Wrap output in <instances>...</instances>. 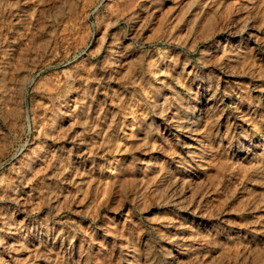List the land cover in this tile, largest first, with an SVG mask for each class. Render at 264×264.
<instances>
[{"label":"rangeland","instance_id":"obj_1","mask_svg":"<svg viewBox=\"0 0 264 264\" xmlns=\"http://www.w3.org/2000/svg\"><path fill=\"white\" fill-rule=\"evenodd\" d=\"M0 240L264 264V0H0Z\"/></svg>","mask_w":264,"mask_h":264},{"label":"bare ground","instance_id":"obj_2","mask_svg":"<svg viewBox=\"0 0 264 264\" xmlns=\"http://www.w3.org/2000/svg\"><path fill=\"white\" fill-rule=\"evenodd\" d=\"M251 20V19H250ZM247 22V21H246ZM244 25V24H243ZM251 27V24L249 23V21L247 22V23H245V25L243 26V29L242 30H245V29H248L249 30V28ZM208 102V100H206V103ZM201 104H205V103H201ZM204 106V105H203ZM74 107V106H73ZM200 107V106H199ZM199 108H198V105H196V104H194L192 107H191V111H192V113L193 112H195L196 110H198ZM201 111V110H200ZM191 113V112H190ZM201 113V112H200ZM186 118V117H185ZM187 120H185L184 122H182L181 123V125H180V128H181V130H182V133L184 134V143H185V146L184 147H186L187 145V147H189L190 146V144H188L189 142H187V140H186V138H188L189 136H190V134L194 131V120L191 118V117H189V118H186ZM58 127V126H57ZM41 168V167H40ZM171 179V178H170ZM170 179H167V185H166V187H165V191H167V194L168 193H170L171 191H172V189H174V186H173V183L171 182V180ZM175 181V180H174ZM53 189V188H52ZM172 193H176V192H172ZM166 194V195H167ZM170 195V194H169ZM168 195V196H169ZM177 195V194H176ZM165 197V196H164ZM177 197V196H176ZM166 198H167V196H166ZM173 200L174 201V197H172V196H170V197H168V200ZM171 200V201H172ZM177 200H178V198H177ZM167 201V200H166ZM165 201V202H166ZM176 201V200H175ZM174 201V202H175ZM177 202V201H176ZM175 202V203H176ZM168 204H171V203H168ZM173 204V203H172ZM45 232V231H44ZM18 235V234H17ZM20 238V237H19ZM22 238V237H21ZM20 238V239H21ZM1 241V240H0ZM20 241V240H19ZM16 242H18V241H16ZM23 242V241H22ZM21 241H20V245H19V247L22 249V250H18V247L17 246H15V244L13 245V246H15V247H11V248H13V250L14 251H16L15 253H10V251L11 250H9V254L10 255H8L9 257H11L13 260H15V261H21V262H23V261H26V262H28L29 261V259H31L30 258V247H28V245L26 246V245H23V243H22ZM11 243V242H10ZM19 244V243H18ZM26 244V243H25ZM12 252V251H11ZM33 257V256H32ZM168 257V259H170L171 258V255H169V256H167ZM10 260V259H9ZM169 261V260H168ZM13 262V261H12ZM18 264H20V263H18ZM24 264V263H23Z\"/></svg>","mask_w":264,"mask_h":264}]
</instances>
